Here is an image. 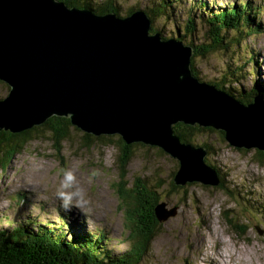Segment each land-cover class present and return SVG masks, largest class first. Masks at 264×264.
Masks as SVG:
<instances>
[{"label": "water", "instance_id": "95a60500", "mask_svg": "<svg viewBox=\"0 0 264 264\" xmlns=\"http://www.w3.org/2000/svg\"><path fill=\"white\" fill-rule=\"evenodd\" d=\"M151 22L144 9L119 17L58 0H0V80L9 85L0 129L67 117L93 137L161 148L179 162L176 185H219L208 150L183 141L174 125L210 127L229 146L264 152V99L241 101L231 94L236 81H221L226 91L196 76L193 45L152 34Z\"/></svg>", "mask_w": 264, "mask_h": 264}, {"label": "rangeland", "instance_id": "374dc122", "mask_svg": "<svg viewBox=\"0 0 264 264\" xmlns=\"http://www.w3.org/2000/svg\"><path fill=\"white\" fill-rule=\"evenodd\" d=\"M117 1L123 15L132 7L137 10L152 9L146 5L152 0ZM154 1L168 11V16L157 15L151 22V33L156 32L153 31L154 27L164 35L178 32L181 36L187 34L185 27L189 23L173 20L171 10L177 4L180 11L187 10L190 5L199 12L197 2ZM239 1L242 0H208L207 3L226 5L232 2L235 5ZM253 2L260 6L254 21L260 25L258 30L253 28L251 20L240 27L242 34L236 36L234 31L227 34V40L234 37L235 41L245 35L246 38L240 39L239 46L235 41L230 42L227 49L204 57L199 54L192 60L196 61L204 80L220 78L222 71L232 66L227 79L232 82L236 70V77L240 78L234 87L253 93L254 83H257L262 89L257 90L258 94L264 96V0ZM221 10L224 9H218ZM215 11L216 7L212 6L211 12ZM181 13L178 19L182 17ZM195 23L201 27L202 34L204 25L199 18L195 19ZM181 39L186 43L189 36ZM238 66L242 69H237ZM255 72L257 79H254ZM215 81L221 83L222 80ZM5 85L0 82V96L8 91ZM246 98H251V95ZM196 126L200 128L202 125ZM50 130L42 128L37 131L10 162L7 159L1 162L0 153V230L24 226L27 222L34 224L45 221L54 225L56 236L61 234L59 226L63 227L66 236L70 234V238L75 234L104 232L107 237L101 245L98 244L99 248L122 255L130 248L131 229L127 226L126 211L120 206L118 187L123 185L130 189L134 180L144 177L155 184H165L160 191L159 199L162 201L156 204V208H175L176 214L165 218L162 214V219H159L154 210L158 220L154 227L155 234L141 264H221L219 258L214 256L219 251L228 254L221 257L219 253L224 264H264V156L257 154V148L229 146L225 136L216 129H212L213 132L211 129L206 133L196 132L195 142L199 145L206 143L207 147L203 145L208 150L206 160L208 158L219 168L217 170L211 165L222 174L224 181L220 176V184L216 186L193 182L178 185L180 188L177 190V187L172 189L170 182L173 180L172 171L178 169L179 162L168 154L161 155L153 146H135L132 143L133 157L122 169L120 160L124 152L119 135H101L104 136L102 139L95 136L98 139L91 138L89 142L82 139H88L84 131L72 126L70 136L61 142L62 150L59 153L53 141L56 140L53 131ZM1 131L11 132L7 129ZM13 142L17 143L18 140ZM174 160L178 162L176 168ZM66 170L72 171L73 179L67 187H63V172ZM61 192L72 194L66 207H62L64 198L59 195ZM63 217L70 222L69 225L63 223ZM150 232H153L152 226ZM44 238L50 237L44 235ZM211 251L214 253L211 254Z\"/></svg>", "mask_w": 264, "mask_h": 264}, {"label": "trees", "instance_id": "16d2710c", "mask_svg": "<svg viewBox=\"0 0 264 264\" xmlns=\"http://www.w3.org/2000/svg\"><path fill=\"white\" fill-rule=\"evenodd\" d=\"M66 2L69 6H78V7H86L90 9H94L96 12L101 14L108 12H116L119 17L129 16L134 13L136 10L135 7H132L126 14H121L120 7L117 4V0H59ZM114 1V3L112 2ZM164 1V0H163ZM182 1V0H174V2ZM195 4L196 8L199 9L198 17L193 15L188 8L187 10L180 11L179 7L172 8L171 16H178L180 12L181 14H190L191 16L187 19V24L185 27V31L187 34L181 36V38L185 39L186 36H192L193 39L189 41V44L193 45L194 48V57L206 56L210 53H215L214 51L220 49H227L230 42H234V37H231L227 40V34L230 31H234L236 36L238 34H242L243 24H247L251 20L253 21V28L258 30L259 24L254 23L256 21L255 16H258V6L254 5V2L251 4H245L246 0L239 1L238 3H226V5L221 4H213L208 5V0H191ZM173 4V3H172ZM170 4V6L172 5ZM201 4H203V8L201 9ZM241 4V5H240ZM147 6H151V11L149 9H145L148 15L151 17L152 22H154L155 17L164 16L168 11L166 9H162V5L155 3L154 0L149 1ZM212 6L216 7V13L211 12ZM179 9V11H176ZM218 9H224L218 11ZM196 12V11H195ZM220 12H222L220 14ZM164 13V14H163ZM220 14V15H219ZM205 15V16H204ZM202 18L204 24L203 26V36H196L194 33H198L195 19ZM179 20V19H178ZM176 21V19H175ZM186 23V20H185ZM153 31H158V29L153 27ZM160 35L163 39H167L168 36L164 35L161 31ZM179 33V32H178ZM235 36V37H236ZM245 37V35H244ZM199 38H201L200 41ZM236 41L240 42L242 40ZM243 39V38H241ZM229 50V49H228ZM227 50V51H228ZM218 53V52H217ZM227 54V53H226ZM192 69L194 74L200 78V71L197 67L196 61L194 59L191 62ZM237 69H242L241 67H237ZM232 70V66H228L226 70L222 71V76L220 78H215L216 80H229L228 75ZM225 71V72H224ZM237 72V70H236ZM236 72H234V79L236 82L240 80V78L236 77ZM258 77V74L255 72V77ZM233 79V81H234ZM212 84H217L219 87L224 88L222 83L219 84L214 80H207ZM3 83V81L0 80ZM6 88L8 90V84L5 83ZM226 90V89H225ZM253 93H246V91H239L237 87H234V91H231V94L234 97L239 98L241 101L250 102L253 97L259 96L264 97L261 94H258L257 90L260 89L257 83H254ZM229 92V91H228ZM240 94V96L238 94ZM7 95V93L5 94ZM4 96H0V99H3ZM250 98H246V96H250ZM70 118L67 117H59L52 116L45 123L41 125L34 126L30 129L25 130L22 133H12L9 131H1L0 132V153H2V159H7L8 162L13 158V156L18 153L33 137L36 132L41 130L42 128L51 129L53 131V138L55 148L60 153L62 150L61 142L70 136V128L73 126L70 123ZM196 125H188L178 123L174 125V128L177 134L181 137L183 141L187 142H195L194 135L196 132H207V130L212 129L210 127H200L196 128ZM209 128V129H208ZM202 130V131H201ZM223 136L224 132L220 131ZM86 138H82L84 141H92L91 138L102 139V137H93L89 134H86ZM17 139L18 142L15 143L13 140ZM119 143L123 146L122 159L120 160V166L122 169L126 167V165L130 162L133 157L132 144H126L123 139L119 138ZM136 145H143V143H135ZM199 145V144H197ZM201 145V144H200ZM207 147L206 143L203 144ZM5 146V148H4ZM88 147L87 144H85ZM161 155H167L161 148L154 147ZM259 154H263L258 152ZM207 162L216 167L217 170L219 168L216 165H213L211 162ZM175 168L178 166V162L174 160ZM176 170L172 171L171 178L175 174ZM221 176V179L224 181V177L220 172H218ZM172 189L177 187V190L180 186L176 185L173 180L170 182ZM165 184H155L153 181H148L144 177H138L137 180H134L133 185L130 189H126L123 185L118 187L119 195H120V206L126 211V221L128 223L127 226L130 227L131 231L129 234V238L131 239L130 248L123 252L122 255L114 254L111 250L99 248L98 244L101 245L104 238L107 237L104 232H95V233H81L75 234L70 238V234L66 236L65 231L62 226L58 228L61 231V234L55 235V229L53 228V224H49L45 221H39L34 224L26 223L24 226H16L11 228H2L0 230V264H141L145 255L151 248V244L153 242L154 234H155V225L158 221L155 216L156 204H159L162 200L159 199L160 191L164 189ZM63 223L65 225H69V221L66 217L62 218ZM65 220V221H64ZM150 222L145 225L144 223ZM25 223V221H24ZM153 228V232L151 233V226ZM31 225H34L32 228ZM141 229H146L142 232ZM243 229V228H242ZM241 229V230H242ZM149 230V232H147ZM140 231L142 233H140ZM238 232V230H237ZM244 232V231H243ZM239 233L240 232L239 230ZM44 235H48L50 238H44ZM84 235V236H83ZM70 238V239H67ZM80 237V238H79ZM78 239V240H77ZM98 246V247H97ZM101 247V246H100ZM82 251V254L79 252Z\"/></svg>", "mask_w": 264, "mask_h": 264}, {"label": "bare ground", "instance_id": "6f19581e", "mask_svg": "<svg viewBox=\"0 0 264 264\" xmlns=\"http://www.w3.org/2000/svg\"><path fill=\"white\" fill-rule=\"evenodd\" d=\"M188 1V0H187ZM64 2V1H63ZM253 2V0H246V3L245 4H251ZM190 3V2H189ZM192 5V4H191ZM202 6H203V4H201ZM241 5V4H240ZM175 7H179V5H177L176 4V6ZM175 7H173V8H175ZM187 8H190L191 10H193V8H192V6H187ZM201 8V7H200ZM258 8H260V6L258 5ZM192 14L191 15H193V12L195 13V16L196 17H198V15H200V16H202V14H199V12H195V11H190ZM217 12V11H216ZM215 12V13H216ZM108 13H114V12H108ZM186 13H188V11L186 12ZM185 13V14H186ZM214 13V14H215ZM222 12H220V14H221ZM105 14H107V13H105ZM183 15L182 14V17H180L179 18V20H178V18H177V16H175V17H173V20H175L176 19V21H178V23H185V20H186V22H187V19H189V17L191 16L190 14H187V15ZM178 16H179V14H178ZM194 16V15H193ZM159 19H161V17H159ZM193 19H195V17H193ZM203 19H204V17H203ZM203 19L202 18H200L199 20H200V22H203ZM262 25V24H261ZM194 27H197V29H198V33H194L196 36H200L201 35V27L200 26H197V24L194 26ZM262 27V26H261ZM247 36H248V34H247ZM170 36H168V38L167 39H170L169 38ZM162 38V37H161ZM241 38H243L244 39V35L241 37ZM240 38V39H241ZM245 38H246V36H245ZM256 38V37H255ZM200 39V38H199ZM239 40V39H238ZM246 40H244V42H245ZM235 43H236V45H238L239 46V42L238 41H235ZM246 43V42H245ZM184 45H185V43H183ZM248 48V47H247ZM192 51H193V53H192V55H191V61H192V57L195 59V57H194V48H193V46H192ZM251 53H249L248 55H250ZM195 61V60H194ZM262 80H264V79H262ZM214 81H215V79H214ZM219 84H221L220 82H219ZM223 89V88H222ZM227 91V90H226ZM8 97V95H6L3 99H0V101L1 100H4L5 98H7ZM202 127V126H201ZM209 129V128H208ZM214 130V129H213ZM202 131V130H201ZM203 144V143H202ZM165 152V151H164ZM77 206H78V204H77ZM73 210V209H72ZM87 211V210H86ZM92 214V213H91ZM93 215V214H92ZM77 217V216H76ZM11 218H13L14 219V216H12ZM79 219V218H78ZM84 236V235H83ZM206 236V235H205ZM80 238V237H79ZM67 239H70V238H68L67 237ZM70 240H72V239H70ZM78 240V239H77ZM202 241V240H201ZM207 242V241H206ZM203 243V242H202ZM210 250V249H209ZM214 253V252H213ZM212 253V251H211V254H213ZM219 253H220V251L219 252H217V253H214V256L215 257H218L219 258V261L221 262V264H224V261H223V259L222 258H220V256L221 257H226V256H228V254L227 253H224V252H221L220 253V256H219ZM208 254H210V253H208ZM208 257V256H207ZM216 259V258H215ZM234 261V260H233ZM191 264V263H190Z\"/></svg>", "mask_w": 264, "mask_h": 264}, {"label": "clouds", "instance_id": "9594fccd", "mask_svg": "<svg viewBox=\"0 0 264 264\" xmlns=\"http://www.w3.org/2000/svg\"><path fill=\"white\" fill-rule=\"evenodd\" d=\"M59 1V0H58ZM166 36H168V35H166ZM169 36H172V35H169ZM5 83V82H4ZM8 87H9V85H8ZM8 91H9V88H8ZM8 91H7V94H8ZM258 152H261L262 153V151H259V150H257V154L258 155H261V157H262V154H259ZM73 179V175H72V171L71 170H66V171H64L63 172V181H62V186L63 187H67L68 186V182L69 181H71ZM59 195L60 196H63V198H64V200H63V204H62V207H66V205H67V202H68V200L70 199V197H71V193H64V192H61V193H59Z\"/></svg>", "mask_w": 264, "mask_h": 264}]
</instances>
